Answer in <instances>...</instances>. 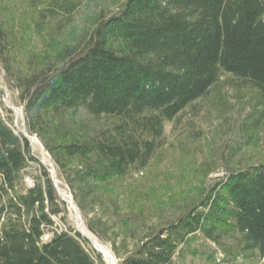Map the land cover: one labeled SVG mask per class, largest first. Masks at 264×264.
I'll use <instances>...</instances> for the list:
<instances>
[{
	"label": "trees",
	"instance_id": "trees-1",
	"mask_svg": "<svg viewBox=\"0 0 264 264\" xmlns=\"http://www.w3.org/2000/svg\"><path fill=\"white\" fill-rule=\"evenodd\" d=\"M27 1L0 0V66L19 92L28 132L52 157L82 212L83 202L131 198L126 182L164 147L166 124L224 78L250 88L264 111V0H124L116 14L99 16L40 52L31 45L41 30L14 10ZM79 111L112 124L78 127L71 114ZM4 113L0 264H106L68 224V204L48 168L10 126L12 111ZM31 163L37 165L33 188L26 184ZM87 223L107 239L102 218ZM186 250L212 264L261 263L264 162L227 171L175 221L135 240L123 255L114 248L119 264H173Z\"/></svg>",
	"mask_w": 264,
	"mask_h": 264
},
{
	"label": "rangeland",
	"instance_id": "rangeland-1",
	"mask_svg": "<svg viewBox=\"0 0 264 264\" xmlns=\"http://www.w3.org/2000/svg\"><path fill=\"white\" fill-rule=\"evenodd\" d=\"M124 0H29L18 15L27 13V22L42 33L32 43L35 51L44 50L52 40L67 38L94 24L99 16L116 14ZM1 5V4H0ZM21 7V6H20ZM0 109H9L10 126L16 133L28 134L34 156L46 168L56 171L60 186L67 195H74L52 157L37 136L28 132L24 107L19 92L7 79L0 66ZM262 112V113H261ZM264 115L257 106L255 93L240 84V80L224 78L204 99L196 102L180 114L175 121L165 126V145L149 166L129 176L126 184L131 189V198L107 200L103 204L83 202L85 211L77 205L85 225L88 220L103 219L99 225L107 230V239H101L116 255L114 248L124 254L135 240L149 234L152 229L167 225L186 213L197 201L204 189L224 179L229 170H240L264 162V117L254 127L256 116ZM71 121L78 127H107L110 118L94 119L86 112L71 114ZM36 138L39 143L32 141ZM35 163H31L30 175L26 179L35 184ZM62 199V198H61ZM68 204V202H66ZM68 224L79 231L76 216L67 207ZM59 229L65 224L56 219ZM105 224V225H102ZM89 229V227H88ZM90 230V229H89ZM120 234L118 236L113 234ZM52 237L48 233L46 238ZM125 238L126 240H123ZM107 264V263H106ZM173 264H212L205 259L184 251ZM223 264V263H217ZM260 264H264V259Z\"/></svg>",
	"mask_w": 264,
	"mask_h": 264
},
{
	"label": "bare ground",
	"instance_id": "bare-ground-1",
	"mask_svg": "<svg viewBox=\"0 0 264 264\" xmlns=\"http://www.w3.org/2000/svg\"><path fill=\"white\" fill-rule=\"evenodd\" d=\"M32 141L35 143H39V141L36 138H33ZM55 178L58 182V187H59L60 192L62 193V195L65 198H67L68 195L63 192V190L60 186L56 171H55ZM71 212L74 213L76 216V223L78 225V229L82 232V234L85 236V238H87L90 242H92L95 245V247L100 252H102V255H103L106 263L107 264H118V260H117L116 255L114 254V252L108 246H106L104 243H102L100 241V239L88 229V227L85 225L83 220H82V222L79 220L78 214L76 212H74V209H72Z\"/></svg>",
	"mask_w": 264,
	"mask_h": 264
},
{
	"label": "water",
	"instance_id": "water-1",
	"mask_svg": "<svg viewBox=\"0 0 264 264\" xmlns=\"http://www.w3.org/2000/svg\"><path fill=\"white\" fill-rule=\"evenodd\" d=\"M16 111L22 116V119L24 120V114H23V112H22L20 109H16ZM24 124H25V121H24ZM24 136H25L26 138H28V134H27V133L24 134ZM28 140H29V138H28ZM29 141H30V140H29ZM48 172L50 173L51 179H52V181H53V183H54V186H55V188H56V190H57V192H58L60 198H62L63 201L68 202V204L70 205V211H72V209H74V212H76V213L78 214V218H79V220L82 222V220H83V219H82V216H81V214H80V211H79L77 205L75 204V201H74V199H73V196H72V195H68L67 198H65V197L62 195V193L60 192V190H59L58 182H57V180H56V178H55V170H54L53 168H51V169H48ZM79 233H80L83 237H85V236L82 234V232H81L80 230H79ZM86 239H87V238H86ZM87 240H88V239H87ZM88 241H89V240H88ZM89 242H90V241H89ZM90 244H91V246L94 248V250L102 256L104 262L106 263V261H105L103 255H102V252H100V251L95 247V245H94L92 242H90Z\"/></svg>",
	"mask_w": 264,
	"mask_h": 264
},
{
	"label": "built area",
	"instance_id": "built-area-1",
	"mask_svg": "<svg viewBox=\"0 0 264 264\" xmlns=\"http://www.w3.org/2000/svg\"><path fill=\"white\" fill-rule=\"evenodd\" d=\"M26 184H27V186L29 188H33L34 187V184L32 183L31 180L26 179ZM49 239H50L49 237L46 238V240H49Z\"/></svg>",
	"mask_w": 264,
	"mask_h": 264
}]
</instances>
